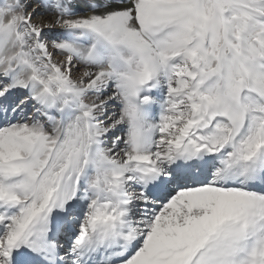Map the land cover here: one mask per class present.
<instances>
[{"label":"snow or ice","instance_id":"snow-or-ice-1","mask_svg":"<svg viewBox=\"0 0 264 264\" xmlns=\"http://www.w3.org/2000/svg\"><path fill=\"white\" fill-rule=\"evenodd\" d=\"M0 264H264V0H0Z\"/></svg>","mask_w":264,"mask_h":264}]
</instances>
